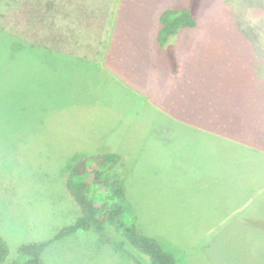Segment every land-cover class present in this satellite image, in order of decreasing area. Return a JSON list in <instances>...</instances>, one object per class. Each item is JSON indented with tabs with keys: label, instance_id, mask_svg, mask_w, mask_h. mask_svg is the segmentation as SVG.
Instances as JSON below:
<instances>
[{
	"label": "rangeland",
	"instance_id": "374dc122",
	"mask_svg": "<svg viewBox=\"0 0 264 264\" xmlns=\"http://www.w3.org/2000/svg\"><path fill=\"white\" fill-rule=\"evenodd\" d=\"M44 1L0 0V236L9 247L6 263L19 259L22 243L48 241L79 216L73 199L58 188L71 163L115 149L123 161L126 223L171 253L187 250L178 264H214L216 258L242 264L234 243L214 228L213 215L201 220L191 213L192 187L177 196L176 167L163 176L158 160L160 149L175 156L177 142L192 133L264 141V0H124L116 13L65 12L63 5L48 11ZM163 3L189 8L196 26L158 45L159 54L153 38ZM105 234L79 232L56 241L44 264H147L112 229ZM247 247L264 264V244L258 247L249 234Z\"/></svg>",
	"mask_w": 264,
	"mask_h": 264
},
{
	"label": "crops",
	"instance_id": "0c3cea01",
	"mask_svg": "<svg viewBox=\"0 0 264 264\" xmlns=\"http://www.w3.org/2000/svg\"><path fill=\"white\" fill-rule=\"evenodd\" d=\"M37 1L41 2L42 0ZM61 1L62 4H60ZM123 1L96 0V4L92 5L88 0H45L44 2L48 3H44V7L47 6V10L50 11L52 7L64 6L61 11L65 12H96L100 8L98 12L116 13L115 8ZM165 9H167V5L163 3L158 8L155 17L157 24L154 27L153 46L154 53L159 54H162L156 40L159 30V15ZM45 54L82 57L66 53ZM179 75L183 76V69ZM169 79L171 78L169 77ZM179 120L182 123H187L183 118ZM192 124L194 125V122ZM107 141L105 136L101 144L104 145L105 142L107 144ZM217 141L222 143H217ZM180 142L176 144L175 156V151H169V157L166 150L160 149V159L158 160L160 174L164 176V172L167 173L174 165L177 169L175 181L177 196L179 193H181L180 196L185 194L188 184L195 191L194 197L190 199L193 202L191 213L196 214L201 220L204 219V215L212 214V220L217 222L214 228L223 229L219 236L224 237V240L230 245L234 243L232 248L237 249L242 264H260L259 258L248 249L247 241L250 234L258 247L261 242L264 244V147L233 138L229 134L217 132L192 133L183 136ZM110 153H115V149ZM65 181L62 180L58 188L62 190L61 194L64 198L72 199L66 190ZM169 185H172V181L166 185L172 188ZM28 196L29 199L35 196L34 191ZM19 203L23 207L22 209L26 208L25 205L28 204L20 199ZM187 211L185 210V212ZM238 245L239 247H236ZM186 251L173 253L176 264H178V258L187 254ZM198 251L202 253L200 247ZM214 252L217 254L218 250L215 249ZM225 252L227 253V251ZM214 264L224 263L216 258Z\"/></svg>",
	"mask_w": 264,
	"mask_h": 264
},
{
	"label": "trees",
	"instance_id": "16d2710c",
	"mask_svg": "<svg viewBox=\"0 0 264 264\" xmlns=\"http://www.w3.org/2000/svg\"><path fill=\"white\" fill-rule=\"evenodd\" d=\"M44 19V15L40 16L41 21ZM50 24L54 25V18L51 19ZM195 26L196 20L189 8H167L159 15L157 43L162 47L180 30ZM42 47L51 49L48 46ZM260 141L263 143L258 141L253 143L264 147V141ZM91 165L95 166V169L92 170ZM122 168L121 156L110 152L81 157L73 161L65 187L79 208V216L70 225L57 230L48 241L25 242L19 245L17 248L19 259L10 263H6L9 254L8 244L0 236V264H44V253L56 241L79 232L93 231L101 235L108 229H112L123 239L124 246L126 244V247L134 248L144 255L143 259L147 264H176L173 253L165 250L154 238L138 232L134 223H126L122 219L127 211L125 192L120 181ZM88 173L91 174L89 182L84 179Z\"/></svg>",
	"mask_w": 264,
	"mask_h": 264
}]
</instances>
